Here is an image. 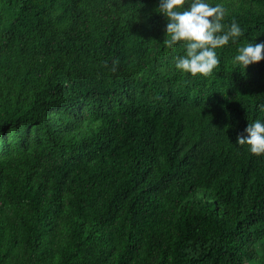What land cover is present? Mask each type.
Segmentation results:
<instances>
[{
  "label": "trees",
  "instance_id": "16d2710c",
  "mask_svg": "<svg viewBox=\"0 0 264 264\" xmlns=\"http://www.w3.org/2000/svg\"><path fill=\"white\" fill-rule=\"evenodd\" d=\"M5 1L0 264H264V154L236 142L264 59L232 64L264 0H222L245 32L210 76L175 68L158 0Z\"/></svg>",
  "mask_w": 264,
  "mask_h": 264
},
{
  "label": "clouds",
  "instance_id": "9594fccd",
  "mask_svg": "<svg viewBox=\"0 0 264 264\" xmlns=\"http://www.w3.org/2000/svg\"><path fill=\"white\" fill-rule=\"evenodd\" d=\"M155 11L164 18L163 45L174 48L183 42V54L174 57L175 68L181 72L197 73L204 76L213 74L221 63L218 49L229 42H237L245 29L233 18L225 22L224 3H211L210 0H158ZM151 14L147 21L150 22ZM264 59V40L254 38L240 44L232 57V64L243 72L246 67ZM264 109V105H260ZM238 144L249 146V151L257 155L264 154V118H256L247 123L237 134Z\"/></svg>",
  "mask_w": 264,
  "mask_h": 264
},
{
  "label": "rangeland",
  "instance_id": "374dc122",
  "mask_svg": "<svg viewBox=\"0 0 264 264\" xmlns=\"http://www.w3.org/2000/svg\"><path fill=\"white\" fill-rule=\"evenodd\" d=\"M9 9V5L5 0H0V11L2 13H6V11Z\"/></svg>",
  "mask_w": 264,
  "mask_h": 264
}]
</instances>
